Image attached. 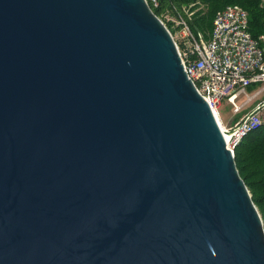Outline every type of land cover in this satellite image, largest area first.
Instances as JSON below:
<instances>
[{
  "label": "water",
  "instance_id": "water-1",
  "mask_svg": "<svg viewBox=\"0 0 264 264\" xmlns=\"http://www.w3.org/2000/svg\"><path fill=\"white\" fill-rule=\"evenodd\" d=\"M0 264H264V221L147 0H0Z\"/></svg>",
  "mask_w": 264,
  "mask_h": 264
},
{
  "label": "built area",
  "instance_id": "built-area-1",
  "mask_svg": "<svg viewBox=\"0 0 264 264\" xmlns=\"http://www.w3.org/2000/svg\"><path fill=\"white\" fill-rule=\"evenodd\" d=\"M147 2L154 10L161 0ZM204 9L205 4L199 1L184 7L183 14L177 17L167 14L164 18L175 23L177 30L173 36L184 44L183 50L178 46L185 71L210 105L222 127L227 148L235 156L245 139L264 127V99L257 101L264 95V35L253 38L248 12L241 6L229 5L216 13L213 30L206 38L200 31L195 33L190 25L195 14ZM256 85L259 89L250 95L248 90ZM242 96L246 100L239 105L237 101ZM225 99L235 114L250 105L253 108L228 126L219 114Z\"/></svg>",
  "mask_w": 264,
  "mask_h": 264
},
{
  "label": "trees",
  "instance_id": "trees-1",
  "mask_svg": "<svg viewBox=\"0 0 264 264\" xmlns=\"http://www.w3.org/2000/svg\"><path fill=\"white\" fill-rule=\"evenodd\" d=\"M205 4V10L198 12L190 21L192 30L204 33L209 38L213 30L215 15L229 5H238L249 14V31L253 38L264 35V7L262 0H161L158 8L154 7L155 14L173 30L175 23L165 21L164 16L170 14L177 17L183 14V8L198 2ZM184 49L183 42L178 43ZM237 168L245 181L256 206L264 221V127L249 135L237 148L235 153Z\"/></svg>",
  "mask_w": 264,
  "mask_h": 264
},
{
  "label": "rangeland",
  "instance_id": "rangeland-1",
  "mask_svg": "<svg viewBox=\"0 0 264 264\" xmlns=\"http://www.w3.org/2000/svg\"><path fill=\"white\" fill-rule=\"evenodd\" d=\"M205 10V9H204ZM204 10H201V11H203L204 12ZM169 15V17H171L172 18V16L170 15V14H168ZM165 21H169V20H167V18H165ZM170 22H173V21H170ZM165 23V22H164ZM167 26V25H166ZM168 27V26H167ZM175 29V31H174V33H172L171 31V33L173 34V35H175V33H176V30H177V28H176V25L174 26V28H173V30ZM170 30V29H169ZM177 42L178 43H180L181 41H178L177 40ZM257 89H259V85H256V86H253V88H250L249 90H248V93L250 94V95H252ZM264 99V95L261 97V98H259L257 101H262ZM245 100H246V98L244 97V96H242L238 101H237V103L239 104V105H241V104H243L244 102H245ZM253 108V105H250V106H248L242 113H240V114H235L234 113V111H233V107L229 104V102L227 101V99H225L224 101H223V104H222V106H221V108H220V110H219V114H220V117H221V119H222V121L225 123V124H230L231 122H232V125L235 123V122H237L243 115H245L247 112H249L250 111V109H252Z\"/></svg>",
  "mask_w": 264,
  "mask_h": 264
},
{
  "label": "crops",
  "instance_id": "crops-1",
  "mask_svg": "<svg viewBox=\"0 0 264 264\" xmlns=\"http://www.w3.org/2000/svg\"><path fill=\"white\" fill-rule=\"evenodd\" d=\"M258 102H260V101H258ZM224 124H225V123H224ZM226 125L231 126V125H232V122H231L230 124H226Z\"/></svg>",
  "mask_w": 264,
  "mask_h": 264
}]
</instances>
